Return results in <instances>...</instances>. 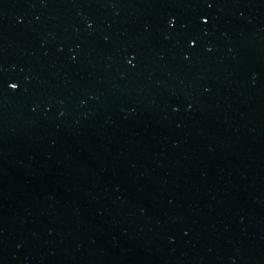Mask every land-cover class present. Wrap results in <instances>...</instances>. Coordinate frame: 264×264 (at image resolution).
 <instances>
[{"label": "water", "instance_id": "1", "mask_svg": "<svg viewBox=\"0 0 264 264\" xmlns=\"http://www.w3.org/2000/svg\"><path fill=\"white\" fill-rule=\"evenodd\" d=\"M0 264H264V0H0Z\"/></svg>", "mask_w": 264, "mask_h": 264}]
</instances>
